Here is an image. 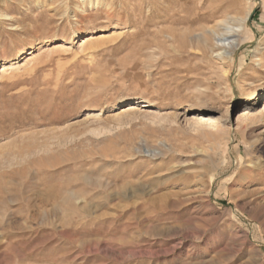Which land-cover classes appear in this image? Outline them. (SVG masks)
<instances>
[{"label":"rangeland","instance_id":"1","mask_svg":"<svg viewBox=\"0 0 264 264\" xmlns=\"http://www.w3.org/2000/svg\"><path fill=\"white\" fill-rule=\"evenodd\" d=\"M0 264H264V0H0Z\"/></svg>","mask_w":264,"mask_h":264},{"label":"bare ground","instance_id":"2","mask_svg":"<svg viewBox=\"0 0 264 264\" xmlns=\"http://www.w3.org/2000/svg\"><path fill=\"white\" fill-rule=\"evenodd\" d=\"M243 24H244V21L238 27V29L241 31L244 28ZM238 32H240V31H238ZM230 33H232L234 37L239 36V33H237L236 31L231 30ZM221 42H222V45H220V46L216 45V47H218L220 50H222V53L220 54L221 57H227L228 58L230 56V54L232 53V51L234 50V48L238 45V43L235 40L229 41V38L222 40ZM27 55L32 56L33 55L32 51L30 52V54H27ZM13 65H14L13 63L11 65H4L2 67L1 73L3 75L5 73H8V71L12 69L11 67ZM255 96H256V93L253 94V99ZM135 108H137V107L134 105H129L128 108L126 109V111H132V110L134 111ZM250 116H251L250 110L248 108H244L241 111H239L237 120H239V121L242 119L246 120V118H249ZM191 120L197 124H209V123L214 121V118L211 116H208V115L198 114V115H194Z\"/></svg>","mask_w":264,"mask_h":264}]
</instances>
